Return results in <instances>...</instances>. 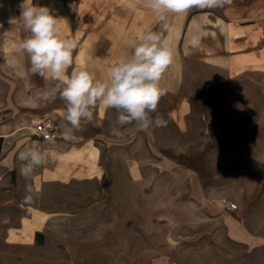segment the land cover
<instances>
[{"label":"crops","instance_id":"0c3cea01","mask_svg":"<svg viewBox=\"0 0 264 264\" xmlns=\"http://www.w3.org/2000/svg\"><path fill=\"white\" fill-rule=\"evenodd\" d=\"M23 2L0 0L3 250L17 252L36 247L38 233L44 236L52 224L65 219L58 212L25 203L17 196L9 205L8 179L15 175L17 184L22 185L23 162L18 154L27 147H37L46 156L44 165L28 177L39 192L60 185L81 191L88 183L95 184L101 192L105 183L121 191L126 189L118 186L125 181L129 186L151 185L155 174L168 177L174 180L178 191L190 193L192 201L198 204L199 218L206 210L229 240L262 250L264 126L257 121L255 135L251 137L252 144L262 145L256 156L248 147L233 149L208 144L201 147L194 136L195 108L184 90L190 80L199 78L190 64L226 73L230 79L248 73L264 75V0H233L222 9L193 8L185 14H168V23L174 30L170 40L174 61L161 81L167 95L161 99L157 113L152 114L163 115L167 125L142 131L133 123L123 126L126 131L119 139L111 135L113 126L121 127L116 123L114 110L97 108L93 121L82 122L81 130L73 132L68 130L63 118L65 103L58 96L47 101L36 98L37 93L54 85L31 74L29 58L16 50V45L30 35L23 23L16 20ZM32 3L49 7L58 18L65 19L60 22V36L77 42L73 67L85 68L101 79L107 77L112 65L129 54L130 45L140 33L163 32L161 14L145 7L143 0H32ZM46 117L57 125L61 135L52 144L31 131L32 121ZM248 154L253 155L249 162L243 160ZM252 161L256 170L248 176L243 169ZM20 188L15 186L16 191L23 190ZM228 202L237 203L238 210H230ZM81 204L74 201L75 206ZM74 218L81 219L82 215L66 216L68 220Z\"/></svg>","mask_w":264,"mask_h":264},{"label":"rangeland","instance_id":"374dc122","mask_svg":"<svg viewBox=\"0 0 264 264\" xmlns=\"http://www.w3.org/2000/svg\"><path fill=\"white\" fill-rule=\"evenodd\" d=\"M189 67L199 75L184 94L195 108L194 136L200 146L248 147L256 156L262 145L252 144L251 137L257 121L264 126V75L230 79L201 64ZM255 167L252 161L243 170L250 176ZM127 183L118 186L126 189L121 191L105 183L102 192L93 183L81 191L46 187L29 204L65 219L52 224L36 247L12 252L0 245V264H264V246L253 249L229 240L206 210L199 218L198 204L189 192L178 191L171 178L155 174L151 185ZM27 184L33 186L30 178L23 176L21 185L15 175L9 177V205L16 196L24 201ZM17 185L23 190L16 191ZM74 201L82 204L75 206ZM69 215L82 218L68 220Z\"/></svg>","mask_w":264,"mask_h":264},{"label":"clouds","instance_id":"9594fccd","mask_svg":"<svg viewBox=\"0 0 264 264\" xmlns=\"http://www.w3.org/2000/svg\"><path fill=\"white\" fill-rule=\"evenodd\" d=\"M233 0H143L153 13L161 14L163 32L146 31L138 35L130 45L128 55L110 67L106 78L97 76L82 67H73V53L77 48L75 39L60 36L61 21L46 6L24 0L20 6L18 21L30 35L16 45L19 53L30 61L29 71L50 81L54 86L37 93V99L47 101L57 96L65 103L64 120L69 131H80L82 122H92L95 110L116 112V123L111 135L123 138V126L135 124L139 130L149 131L164 127L167 120L157 113L158 105L167 95L161 85L162 78L174 61L170 46L173 28L168 14H185L196 8L200 10L225 8ZM12 22V21H11ZM166 33V35H165ZM69 69H72L69 72ZM20 174L26 178L44 165L46 156L37 147L21 150ZM39 190L31 184L25 186L24 201L32 203Z\"/></svg>","mask_w":264,"mask_h":264},{"label":"built area","instance_id":"2783aa9c","mask_svg":"<svg viewBox=\"0 0 264 264\" xmlns=\"http://www.w3.org/2000/svg\"><path fill=\"white\" fill-rule=\"evenodd\" d=\"M32 132L35 136L51 144L61 139L57 125L49 117L33 121ZM229 208L235 211L238 209V206L235 203H230Z\"/></svg>","mask_w":264,"mask_h":264},{"label":"trees","instance_id":"16d2710c","mask_svg":"<svg viewBox=\"0 0 264 264\" xmlns=\"http://www.w3.org/2000/svg\"><path fill=\"white\" fill-rule=\"evenodd\" d=\"M2 148H3V139L2 138H0V154H1V152H2ZM43 241V235L42 234H40V233H38L37 234V240L36 241ZM41 241V242H42Z\"/></svg>","mask_w":264,"mask_h":264}]
</instances>
